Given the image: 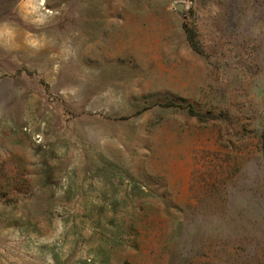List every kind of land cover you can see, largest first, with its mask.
I'll list each match as a JSON object with an SVG mask.
<instances>
[{
  "label": "rangeland",
  "instance_id": "obj_1",
  "mask_svg": "<svg viewBox=\"0 0 264 264\" xmlns=\"http://www.w3.org/2000/svg\"><path fill=\"white\" fill-rule=\"evenodd\" d=\"M0 264H264V0H0Z\"/></svg>",
  "mask_w": 264,
  "mask_h": 264
},
{
  "label": "water",
  "instance_id": "obj_2",
  "mask_svg": "<svg viewBox=\"0 0 264 264\" xmlns=\"http://www.w3.org/2000/svg\"><path fill=\"white\" fill-rule=\"evenodd\" d=\"M175 7L179 13L183 14L186 6L183 2H179L175 5Z\"/></svg>",
  "mask_w": 264,
  "mask_h": 264
}]
</instances>
